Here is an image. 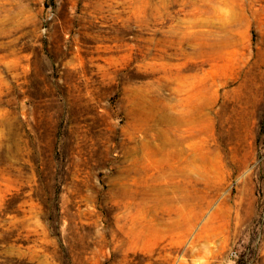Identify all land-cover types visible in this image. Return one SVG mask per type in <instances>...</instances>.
Segmentation results:
<instances>
[{
    "label": "rangeland",
    "instance_id": "obj_1",
    "mask_svg": "<svg viewBox=\"0 0 264 264\" xmlns=\"http://www.w3.org/2000/svg\"><path fill=\"white\" fill-rule=\"evenodd\" d=\"M1 229L0 264H264V0H0Z\"/></svg>",
    "mask_w": 264,
    "mask_h": 264
},
{
    "label": "trees",
    "instance_id": "obj_2",
    "mask_svg": "<svg viewBox=\"0 0 264 264\" xmlns=\"http://www.w3.org/2000/svg\"><path fill=\"white\" fill-rule=\"evenodd\" d=\"M18 201H19L18 196L15 193L7 195V198L5 199L3 208L1 210L2 214L15 212V207H16ZM41 202H42V205H43L44 210H45L46 206L42 200H41ZM2 234L3 235L0 238V242L9 243L11 241L12 232L2 230ZM2 264H30V263L27 262L25 259H17V258L8 259L7 258L5 263H2Z\"/></svg>",
    "mask_w": 264,
    "mask_h": 264
}]
</instances>
